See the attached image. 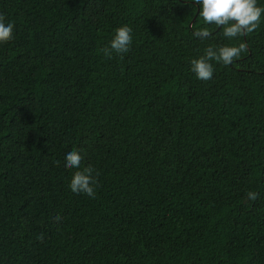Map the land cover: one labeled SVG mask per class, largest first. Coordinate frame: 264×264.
Returning a JSON list of instances; mask_svg holds the SVG:
<instances>
[{
	"label": "trees",
	"instance_id": "1",
	"mask_svg": "<svg viewBox=\"0 0 264 264\" xmlns=\"http://www.w3.org/2000/svg\"><path fill=\"white\" fill-rule=\"evenodd\" d=\"M0 264H264V23L232 66L184 0H0ZM128 24V53L104 56ZM91 165L74 194L63 151ZM258 193L256 201L246 193ZM59 216V220H57Z\"/></svg>",
	"mask_w": 264,
	"mask_h": 264
},
{
	"label": "clouds",
	"instance_id": "2",
	"mask_svg": "<svg viewBox=\"0 0 264 264\" xmlns=\"http://www.w3.org/2000/svg\"><path fill=\"white\" fill-rule=\"evenodd\" d=\"M185 5L196 10L202 24L199 28L195 23L190 25L191 35L197 40H206L211 33L208 25L215 24L217 31L222 29L223 37L228 43L208 45L202 55L189 59V71L195 79L209 81L215 73L214 64L225 67L232 66L236 58L247 50V44L240 37H247L264 23V0H184ZM15 24L0 13V44L14 38ZM133 44V29L128 24L114 28L108 44L102 49L104 56L111 58L113 54L123 55L130 51ZM84 157L76 146H67L63 151V163L66 168L74 169L68 183L74 194L95 197L97 183L91 165L82 167ZM247 199L256 201L258 193L248 191ZM57 216V220H59Z\"/></svg>",
	"mask_w": 264,
	"mask_h": 264
}]
</instances>
